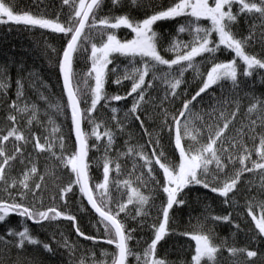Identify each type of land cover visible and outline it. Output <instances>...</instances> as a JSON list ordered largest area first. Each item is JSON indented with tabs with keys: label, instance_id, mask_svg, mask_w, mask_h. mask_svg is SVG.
I'll return each instance as SVG.
<instances>
[{
	"label": "trees",
	"instance_id": "obj_1",
	"mask_svg": "<svg viewBox=\"0 0 264 264\" xmlns=\"http://www.w3.org/2000/svg\"><path fill=\"white\" fill-rule=\"evenodd\" d=\"M37 1L40 5H34V0H5V2L12 4L14 11L18 13L27 11L37 15L38 12L44 11L52 20L59 17V22L64 24H67L69 17L74 14L73 5L75 4L78 7V0H70L67 5L63 4L62 0ZM89 1L87 0V2ZM255 2L259 3V0H255ZM175 3H177V0H136L135 4L132 3V0H119L118 3H113V0H101L99 8L94 9L97 26L93 28L86 26L80 41V48L73 56L74 84H78L83 93H88L90 88L94 87V79L87 75L91 68L92 43L99 47L102 42L106 41L108 33L115 34L117 39L122 42L135 37V33L123 26L118 29L104 28L98 23L101 19L107 18L111 22H115V17L126 15L131 21L138 22L156 12L166 10ZM209 4L213 5V0H209ZM231 10L237 16L236 21L230 25L232 34L237 39L250 36L251 39L245 47V52L264 60V19L257 13L238 14L239 4L237 3L232 5ZM225 11H227V8H225ZM189 20L188 16L160 20L152 28L157 33V37L162 38V44H165L173 38L183 40L184 37H187L190 32L178 33L177 30L180 25H186ZM91 22L92 16L89 24ZM199 24L203 28L211 27V23L207 19H201ZM30 29L37 28L11 23L0 24V70L2 68L5 70V72L0 73V81L7 85L13 74L16 82L20 85L23 83L33 87L34 89L28 94L26 93L27 97L23 100L29 101L28 99H30L40 103L44 108L45 117L47 116L50 122L37 124L33 130L22 125L17 109L10 107L13 101L16 102L15 90L18 89V86L16 83L14 85L9 83L4 90H0V137L6 135L12 127H15L23 133L25 139L16 141L10 137L0 147H3L8 155L14 154L16 148L20 149V152L16 153V158L10 161L11 167L6 168V173L11 172L13 174L23 170L24 163L28 158L37 159L36 168L42 170L41 174L43 176V180L40 177H37V180L44 181L41 185L47 187L45 197L48 201L42 200L41 204L34 203V205L40 210H46L49 207L62 209L63 206L66 207L65 203L55 205L57 201H62L59 190L67 185L65 181L74 180V173L70 171V168L64 167L57 157H68L76 151L71 114L61 84L60 61L62 56L59 54L58 60H54L50 52L47 53L48 41L39 35L27 33L26 31ZM45 32L50 37L60 38L62 43L60 51L62 53L70 34L65 36L63 33L52 32L49 29H45ZM97 38L99 40H96ZM211 38L216 41L218 39L217 34L213 32ZM159 48L165 50V47ZM176 55L175 52V57ZM165 58H167L166 52ZM128 59L135 66L138 62L141 64L139 57L134 60L129 57ZM232 59L237 60L238 87H233L230 81H221L209 88L200 97H197V100L190 105L191 114L186 113L182 119V123L184 119L189 121V128L197 137L196 141L189 137L183 138L182 142L186 150L197 148L208 142V125H212V131L214 132L216 127L222 126L225 120H231L224 137L227 138L225 147L229 146V142H238L235 150L229 147L234 162L229 163L223 153H218L227 167L219 172L215 163L209 165V179L212 186H221L223 181L231 179L241 167L237 159L243 151L240 147L241 144L251 153L249 160L245 161L248 167H252V161L264 162L260 161L257 154L259 138L264 136V124L261 123L264 120V70H253L251 76L242 75L245 65L239 58L235 57L232 51L224 49L223 46L219 51L213 53L212 57H205L201 62L212 67L214 63L228 62ZM120 67L122 66H115L116 73L108 68L104 89L107 97L121 95L117 94V84L113 82L117 73H119L118 69ZM176 68L177 66L173 65L171 72L175 73ZM206 70L200 74V80L192 69H187L183 74V83L177 89L178 96L168 95L167 98L166 93L170 89L163 82L162 77L165 72L170 71L168 66L161 65L155 69L157 79H153L152 72H150L146 77L145 84L147 85L151 81L152 86L147 88L144 101L141 102V106L137 110L144 122L143 128L130 113L133 96L136 94L119 102L110 101L106 103L105 100H101L95 112L92 113L96 123L101 125L100 132L108 129L114 134V143L107 152L108 158L112 161L107 193L111 200L110 206L115 209L118 202L126 203L128 195L131 194V188L137 189L142 195L149 198L148 203L144 206L146 214L138 215L139 206L133 203L128 204L126 212H121L117 217L124 224L126 232L134 230L131 231V236L135 239V242L131 243V246H139L141 249L148 247L154 234L152 226H158L161 222V210L166 203V194L162 190L165 183L162 170L153 163L151 166L152 174L148 175L145 171L147 167L144 166V160L141 159L138 153L142 152L147 157L152 158V150L155 149L157 156L161 152L163 153L162 163L169 166H174L173 163L179 164L180 157L178 150L175 148L174 138L164 127V122L167 121L168 124H172V118L178 116L183 102L190 100L202 86L206 78ZM120 84L131 89L132 82L124 79ZM85 100H90V96H82L80 104L82 110L88 107V104L84 102ZM253 105L256 106L255 109L249 112L248 109ZM112 109L117 111L113 112ZM221 113H223L222 116ZM233 113H235L234 119L232 118ZM13 115L16 117L14 123L9 120V117ZM249 116L256 121L255 140L252 138L253 133L250 131L251 121L248 119ZM82 125L85 132H91L92 125L88 119H84ZM36 137L39 138L41 144L51 141V151L45 150L42 152L35 148ZM106 139L105 137L99 142L94 137L88 139V177L90 185L103 182V157L105 155ZM91 140L96 144L95 149L90 144ZM151 140L155 141L152 142ZM61 143L63 144L62 148ZM219 146L220 141L217 142V147ZM129 149H132V151L129 152ZM41 157L45 159L51 157L54 164L53 162L43 161ZM116 164H119L118 171L116 170ZM59 172H62L67 179L61 181L58 175ZM212 176L216 177L214 181L211 180ZM159 180L162 181L158 182ZM125 181L129 182L130 187L125 186ZM257 181H262V183L259 185ZM38 193L39 190L35 193L36 200L38 199ZM74 194L79 195L77 202L84 205L85 200L79 191V185H75L72 191L67 194V197H72ZM263 195L264 170L261 169L244 172L240 177L236 190L229 193L228 198L221 197L218 193H213L210 189H206L201 185L185 188L179 194L180 198H178L182 199L184 203L179 206L174 205L169 211L168 234L157 244L156 258L163 259L165 264H194L192 258L195 255V250L190 245L194 240L191 239V236L201 234L207 235L211 243L218 248L214 257V264H264V248L260 249L258 242L253 243L254 239L259 236L257 234L258 230L255 229L254 222L246 209V206L251 204L254 207L253 212L259 213V205L262 202ZM54 199L55 201L51 202ZM226 199L227 203H225ZM84 214L78 220V223L79 225L82 223L85 230L99 221L90 209H86ZM225 216H230V219L227 221L212 219L213 217ZM244 216L248 220L245 221ZM29 221V219L17 214H10L4 222L0 223V234L3 238L0 241V264H81V262L86 264L82 259L83 254L79 251L73 253L70 258L59 252L57 261H53L51 258L44 259L45 253L40 251L39 248L44 249L43 244L49 245L50 242L58 238L57 235L61 234L60 232H57V234L56 231H52L45 226L47 223L41 226L43 227L41 229V227L32 226ZM61 221L58 218L50 220L48 224L55 225V223H61ZM236 225H239V227L237 228ZM25 227L28 228L29 234L36 236V240L40 243L34 245L36 248L32 252L23 254L16 252V254L10 255L12 250L8 247L14 237L7 234L8 229L19 232L23 231ZM72 227L70 225L71 232H73ZM99 227H102L103 240L106 241L108 237L105 235L104 228L101 224ZM15 238L18 242L19 238ZM184 243L188 245L187 251H185L187 246L185 248ZM108 248L112 252L113 259L116 248L112 246ZM231 249H237L238 251L233 254L230 251ZM247 251H255L257 255L248 257ZM26 260L28 263L23 262ZM201 264H212V262L204 258Z\"/></svg>",
	"mask_w": 264,
	"mask_h": 264
},
{
	"label": "snow or ice",
	"instance_id": "obj_2",
	"mask_svg": "<svg viewBox=\"0 0 264 264\" xmlns=\"http://www.w3.org/2000/svg\"><path fill=\"white\" fill-rule=\"evenodd\" d=\"M63 4H69L70 0H62ZM119 0H113V3H118ZM101 0H78V7L73 5L74 14L68 19L67 24L60 23L59 17L56 20L47 19L43 15H33L30 12H16L14 6L5 0H0V24H15L23 25L26 27H39L41 29H49L52 32L63 33L65 36H69L65 49L62 52V62L60 64V70L63 75V87L65 89L68 101V107L71 113V120L74 128V134L77 142V150L68 157H57L61 161L64 167L70 168V171L74 173V180L70 181L66 186L62 187L60 191V198L66 204L65 197L72 191L75 185H79L80 193L86 197L88 204L98 214L99 223L103 226L105 235L108 237L106 243L114 245L116 252L113 254L112 264H128L130 256L134 257L136 264H165L163 259L156 258L157 244L168 234V222L169 211L174 205H182L184 201L178 199L179 194L187 187L194 185H201L206 189H210L213 193H218L221 197L228 198L229 193L236 190V186L239 183L240 177L244 172H252L256 169L264 170V162L252 161V167H248L245 164L246 160L250 158V151L244 146L240 145L243 149L241 155L237 157L239 160L240 168L234 173L233 177L229 180L222 182L221 186H212L209 179V165L215 163L219 172H222L226 164L223 163L221 155L223 153L228 159L229 163L234 162L232 152L229 151V147L233 150L236 149L238 142H229V146L225 147L224 137L225 131L228 129L231 120H225L222 126H217L216 130L212 131V125H208V142L201 144L197 148L185 149L183 144V138L189 137L193 141H196V135L189 128V121L182 119L186 113L191 114L192 109L190 105L205 93L209 88L219 84L221 81H230L233 87H238L237 83V60L232 59L228 62L214 63L211 69L208 71L205 80L199 90L192 96L190 100H185L183 106L178 113V116L172 118V124L164 122V127L167 128L169 133L174 138L175 148L178 150L180 162L176 166H169L166 163L161 162L163 153L159 156L156 155V150H152V158L147 157L142 152L138 153L141 159L144 160V166L148 169V174H152V164L158 165L162 170L165 183L162 187L163 192L166 194V203L161 210L162 219L159 225H153L154 234L151 243L144 249L143 254L134 253L129 247V241L132 239L131 231L126 232L124 224L117 218L121 212H126L128 204H137L139 206L137 210L138 215L146 214L144 212V206L148 203L149 198L142 195L137 189L131 188L126 203L118 202L113 209L110 204L111 200L108 196L109 185V173L110 164L112 161L108 158L107 152L110 150L111 145L114 143V134L105 129L100 132V124L96 123L92 117V113L95 112L97 105L101 100H105L106 103L110 101L119 102L122 99H126L127 96H133V104L130 108L132 116L140 123L143 128L144 122L140 118L137 110L141 106V102L144 101V95L147 88L152 86L151 81L145 84L146 77L152 72V78L157 79L155 69L161 65H167L169 72L163 74V82L168 85L170 91L166 93L172 97H177V89L183 83L184 72L193 67V62L197 56H201L204 53L213 54L220 50L221 46L224 49L232 51L235 57L239 58L243 65H245L242 75L251 76L253 70H264V60L258 59L255 55H249L245 52V47L248 44L251 37L244 39H237L231 32L230 25L236 21L237 16L232 13V5L234 3L239 4V13H257L264 19V0H259V3L255 0H213V5L209 4V0H177L173 6L166 10L156 12L151 16L143 19L142 21L133 22L128 16L115 17L111 22L109 19H101L98 23L107 29H118L121 26L126 27L135 33V37L131 40L121 41L117 39L115 34L108 33L106 41L102 42L98 47L95 43L91 44V68L87 73L89 77L94 79V87L90 88L88 93H83L78 84H74V76L72 73L71 65L74 54L80 48V41L84 34L86 25L89 28L97 26L95 20L94 9L99 8ZM135 4L136 0H132ZM227 8V11H225ZM92 16V22L89 24V17ZM180 16H189L192 19L188 21L186 25H180L177 32L184 33L186 31L193 34L194 39L189 43L176 42L175 40L168 47L167 51L176 52L177 55L174 59H165L157 50V33L153 31L152 26L160 20L175 19ZM201 19H207L211 23V27L203 28L200 26L199 21ZM215 32L218 39L212 40V34ZM181 47L185 51H181ZM113 53H118L121 56L132 58H141V66H132L131 70H125L123 76L119 73L116 75V79L113 81L119 85L122 80L127 79L132 81L131 89L127 93V96L114 95L107 97L105 94V83L108 72V65L112 63L110 58ZM176 65L175 73L171 72L172 66ZM114 73L117 72L115 68L112 69ZM8 85L3 81H0V90H4ZM18 88L22 87L18 83ZM22 94V93H21ZM182 94V93H181ZM83 95H89L90 100L84 102L88 104V107L84 110L81 109L80 104ZM10 107L17 109L18 111H27V107L18 108L15 101L12 102ZM255 105L248 109L252 112L255 109ZM113 112L117 111L112 109ZM221 116L223 113L220 114ZM35 118V114H33ZM200 118L199 116L197 117ZM232 118H235L233 113ZM84 119H88L92 125L91 132H85L82 128V122ZM9 120L13 123L16 117L10 116ZM31 122V121H29ZM264 124V120L261 121ZM255 124L256 121L251 122L250 131L253 133L252 138L255 140ZM55 131V129H53ZM147 132L146 129H144ZM198 134V130H197ZM14 138L16 141H22L25 139L23 133L19 132L15 127L7 132L6 135L0 137V145L3 142ZM94 137L97 142L106 139L104 147L105 155L103 157V182L96 185L89 184L88 177V139ZM220 141V146L217 147V142ZM151 143V141H150ZM158 143V141H157ZM35 148L40 151H51V141H46L45 144H41L39 138H35ZM63 144L61 143V148ZM132 149H129L131 152ZM20 149L16 148L15 153L8 155L5 153L3 147H0V185L3 186V190L8 195V199H0V223L4 222L10 214H17L21 217L31 220L33 223H41L43 221H50L58 218H64L69 221L75 222V216L65 212L59 211L56 207H49L46 210H40L32 206H28L22 202H18L16 197L11 194L12 188H20L18 196L22 201L28 192L33 194L41 188V184L36 183L34 187L30 188L28 184L29 176L35 174L37 169L35 166L31 167L28 172L24 173L22 180H9L6 173V168H10V161L16 158V153H19ZM257 154L260 157V161H264V136L259 138V148ZM53 155H55L53 153ZM116 170H119V164H116ZM43 180V177H40ZM215 176L211 177L214 181ZM125 186L130 187L129 182L125 181ZM95 189V192H94ZM227 199L225 203H227ZM259 213L253 212L252 205L249 204L248 215L254 222L255 229L258 230L257 234L264 237V203L259 205ZM214 220H229L230 216L225 217H213ZM238 228L239 225H236ZM76 232L79 236L85 239H91L95 241V237H87L84 233L76 228ZM9 236L18 237L17 247L22 248L25 241L29 244H38V240L33 238L29 234L27 227L23 231L15 232L12 229H8ZM187 235V234H185ZM191 239L195 241V255L193 256L194 264H201L204 258L214 264L215 253L218 248L214 246L207 235L196 234L192 235ZM2 241V238H0ZM7 243V242H5ZM43 248L46 251H50V245L43 244ZM233 254L238 250L231 249ZM244 251V250H239ZM257 253L255 251H247L248 257H255ZM83 264V262H81Z\"/></svg>",
	"mask_w": 264,
	"mask_h": 264
},
{
	"label": "bare ground",
	"instance_id": "obj_3",
	"mask_svg": "<svg viewBox=\"0 0 264 264\" xmlns=\"http://www.w3.org/2000/svg\"><path fill=\"white\" fill-rule=\"evenodd\" d=\"M34 5H40V3L37 0H34ZM38 11H42V10H38ZM37 15H43L45 18L51 19L44 11L38 12ZM90 18H91V16L89 17V20H90ZM36 28L37 29L27 30L26 32L27 33L34 34V35H39V32L38 31H40V30H42L43 32L45 31V29H41L39 27H36ZM96 40H99V38H97ZM174 40L176 42L188 43V39L187 38H184L183 40H181L179 38H176V39L173 38L169 42H167L165 44H162V42H161L162 41V38L157 37V50L160 52V54L164 58H165V52H166V57L167 58H165V59H174L175 58V52L167 51L168 47L171 45V43ZM159 47H165V50H163V49H161ZM181 48H183V47H181ZM212 56H213V54L204 53L203 55L197 56L195 58V60L193 62V67L190 68V69L193 70V72L197 76V78L200 79V74L207 69L206 72H205V76H206L207 73H208V71L210 70L209 68H211V66H209V65L202 64L201 60L203 58H205V57H212ZM123 59H124V56H119L118 53H117V55H113L112 56V64H113L112 66L121 65ZM61 62H62V60L60 61V63ZM140 66H141V64L138 62L136 64V67H140ZM71 69L73 71V63L71 65ZM3 72H4V70L2 68V70H0V73H3ZM7 83L8 84L10 83V85H14L16 83V85H18V83L16 82L15 77L13 76V74L11 75V77L9 78V80H8ZM117 88H118L117 94H121L122 96H127V93L130 91V89L127 88V86L126 85H123V84L117 85ZM32 89H34V88L33 87H30L29 85H26V84L24 85L22 83V87H20V88H18V89L15 90V96H16V104H17L18 108L23 109V108L27 107V109H28L27 111H18L17 110L18 113L20 114L21 124L22 125H25L29 129H32L33 130L34 127H35V125H37V124L41 125L42 123L43 124H47V123L50 122V120H49V118L47 116L45 117L44 110H43L44 108H43V106L40 103H38L36 101H33V100H30V99H28L29 101H27V102L23 100V99H25L27 97L26 93L28 94ZM128 97L129 96H127V98ZM67 103H68V101H67ZM69 112H70V109H69ZM33 114H35V118H33ZM248 119L251 122L254 121L250 116L248 117ZM29 121H31V122H29ZM71 126H72V130H73V133H74V128H73L72 120H71ZM245 129H246V127H245ZM160 134H162V133H160ZM151 141L153 142L155 140H151ZM90 144L92 145V147L94 149L96 148V144H95V142L93 140L90 141ZM41 159L43 161L53 162V164H54V161L52 160L51 157H48L46 159L41 157ZM173 164H174V166L175 165H178V163H173ZM33 166H34V164H33L32 159L28 158V160L24 163V166L22 168L24 170L23 174L26 173V172H28V170L31 167H33ZM145 171L148 174V169H145ZM19 172L20 171H18L16 173H19ZM41 173H42V170L37 169V172L35 174H31L29 176V178H30V186L34 187V185L36 183L41 184V183L44 182V181H41V180H37V177H43ZM58 175L60 176L61 181L67 179L62 172H59ZM160 181H162V180H159L158 182H160ZM65 183L68 184L69 181L67 180V181H65ZM13 190H14L15 197L17 198V201L18 202H22V203H24V204H26L28 206L31 205V204L37 203V201L39 199L44 200V201H48V199L45 197V193L47 192V187L45 185H43V184L41 185V188L39 189V193L37 194L38 195V199L37 200L32 196L31 192H28L27 195L25 196V198L22 201H20V197L18 196V192L20 191V188L19 187L13 188ZM42 195H43V197H42ZM78 196H79L78 194H74L72 200H69L65 204L66 207L63 206L62 209L59 208V207H56V208L59 211H61V212H65V213H68L70 215L75 216V218H76L75 219V222L69 221V220L64 219L62 217L61 218L65 222V224H67V225L70 224V225H72L75 228H79V231L80 232L84 233L85 236L89 237V236H91L94 233L95 229L100 226V223L99 222H95V226H91V227H89L86 230H85L84 225L82 223L79 225L78 220H80V218L83 215H85L84 213H85L86 209H91V207L88 204L86 197H84V196H83V198L85 200V204L84 205H86V206H84V205L80 204L79 202H77L78 201ZM178 198H180V197L178 196ZM53 201H55V199L54 200H51V202H53ZM220 201H218V202H220ZM261 203H264V195H263V199H262V202ZM248 207L249 206L247 205L246 206L247 211H248ZM253 208L254 207H252V209ZM243 218H244L245 221L248 220V218H246L245 216ZM29 222H30V224L32 226L39 227V226H41L43 224H46V223H48L50 221H43V222H41L39 224L33 223L31 220ZM98 230L101 231L102 230V227H99ZM32 237L36 239V236H32ZM0 238H2L1 234H0ZM71 238H72L71 240H68V238H67L66 235L61 236V237H58L57 239H55L54 241H52V242L49 243L50 248H51L50 251H46L45 249L39 248L40 251H43L45 253L44 254V259L51 258L53 261H57V259H58V253L59 252L63 253V255H66V257L70 258L73 253H75L76 251H78V249H75V247L73 246V240L74 241H79V242H85L87 240L84 237L79 236L77 232H72V237ZM2 240H3V238H2ZM134 242H135V239L132 237V239L130 240V243H134ZM256 242H258L257 244L259 245V248L260 249L264 248V237L258 236V238L257 239H254V241H253V243H256ZM17 244H18V242L16 241V238L15 237L12 238L11 244L8 247V248H10L12 250V252L10 253V255H12L13 253L16 254V252L17 253L20 252L21 254H23L25 252H30V251L32 252V250H34V248H36L33 244H29L27 241H25V243H24V245H23L22 248L17 247L16 246ZM183 245L185 246V248L187 246V248H186V250L185 249H182V250L187 251L188 250V245L186 243H184ZM190 245L195 250V243L194 242H191ZM0 249H1V244H0ZM144 249H141L139 247V251H140V254L141 255L143 254ZM260 251H263V250H260ZM22 260H23V258H22ZM253 260H255V259H253ZM23 262L28 263L27 260L26 261H23ZM111 263H112V261H111Z\"/></svg>",
	"mask_w": 264,
	"mask_h": 264
},
{
	"label": "rangeland",
	"instance_id": "obj_4",
	"mask_svg": "<svg viewBox=\"0 0 264 264\" xmlns=\"http://www.w3.org/2000/svg\"><path fill=\"white\" fill-rule=\"evenodd\" d=\"M188 19H192V18L188 16ZM30 30H33V29H30ZM40 31H38L39 32V36L43 37V39H46L48 41V45L46 46V48L48 50L47 53L50 52L52 58H54V60H58L59 54H60V56H62V53L60 51L61 50V46H62L60 38H56L55 36L50 37V36H48L49 34H47L45 31L44 32L42 30H40ZM184 38H187L188 39V43L190 44L193 41L194 36H193L192 33H189L187 35V37H184ZM181 51L183 52V51H185V49L181 48ZM113 55H117V53H113L112 56ZM112 56L110 57L111 59H112ZM119 56H121V55L119 54ZM126 58H128V57H126ZM112 65H113L112 63L108 65L109 70H112L113 68H115V66H112ZM128 70L129 71L131 70V65L130 64H128ZM4 72H5V70H4ZM32 161H33L34 166L36 167L37 159L34 158V159H32ZM8 170H10V169H8ZM23 172H24V170H21L19 173H16V174L15 173L12 174L11 172H8L7 173V177H8L9 180L15 179V180L19 181V180H22L24 178ZM257 183L260 185L262 183V181H257ZM28 184H29V187L32 188V186H30V178L28 180ZM11 194H12L13 197H15L13 188L11 189ZM71 198H73V196L72 197L71 196L70 197H67V196L65 197L67 202ZM0 199H8V195L3 190V186L2 185H0ZM41 203H42V200L39 199L37 201V204H41ZM56 204H64V202L63 201H57L55 203V205ZM93 224L91 226H95V224L94 225ZM48 227L52 231H56V233L60 232L61 235H57V237H61V236L66 235L68 240L72 239L71 238L72 237V232H71V229H70L69 225H67L65 223H60L57 226L56 225L55 226L49 225ZM94 232L95 233H93L92 235L95 236V238L102 239V230L100 232L96 228ZM53 235H55V234H53ZM194 243H195V241H194ZM73 246L75 247V249H78V251L81 254H83L82 259H83V261L86 264H92V263H96V264H111L112 252H111V250L108 247L105 248L104 245H101V247L100 246L96 247V246H93V245H90V244H86V243H83V242H79V241H74L73 240ZM129 247L134 253L140 254L139 246H131V243L129 241ZM128 264H136L135 258L130 256L129 259H128Z\"/></svg>",
	"mask_w": 264,
	"mask_h": 264
},
{
	"label": "water",
	"instance_id": "obj_5",
	"mask_svg": "<svg viewBox=\"0 0 264 264\" xmlns=\"http://www.w3.org/2000/svg\"><path fill=\"white\" fill-rule=\"evenodd\" d=\"M61 71V70H60ZM61 83H62V89H63V91H64V93H65V95H66V92H65V89H64V87H63V76H62V72H61ZM66 97H67V95H66ZM74 136H75V134H74ZM75 143H76V148H77V142H76V138H75ZM77 150V149H76ZM91 207V206H90ZM91 211L94 213V215L95 216H97L98 217V214L97 213H95V211L91 208ZM99 218V217H98ZM89 240V239H88Z\"/></svg>",
	"mask_w": 264,
	"mask_h": 264
}]
</instances>
